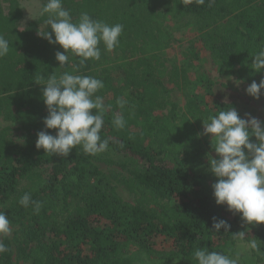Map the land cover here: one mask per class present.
<instances>
[{
  "label": "trees",
  "instance_id": "trees-1",
  "mask_svg": "<svg viewBox=\"0 0 264 264\" xmlns=\"http://www.w3.org/2000/svg\"><path fill=\"white\" fill-rule=\"evenodd\" d=\"M35 1L41 9L47 2ZM243 1L62 0L74 22L87 13L123 25L114 49L120 54L113 67L120 72L119 82L107 80L108 67L91 59L80 64L70 52L60 68L55 54L63 49L41 36L51 32L44 29L48 15L40 14L21 29L18 0L7 1L6 9L0 1V35L10 42L9 53L0 58V115L7 117L4 108H13L7 114L26 141L14 153L10 128L0 125V211L15 229L1 239L10 251L0 254V264H197L198 248L238 256V264H264V224L244 223L213 196L217 178L209 160L217 157L204 122L236 106L203 100L191 90L183 68L168 69L160 58L173 41L166 24L190 21L197 31L193 44L237 80L259 83L264 71L257 73L251 65L264 48V0H249L239 13L230 12L231 5ZM220 22H235L238 28L221 31ZM129 52L137 57H126ZM65 71L103 81L96 94L108 99L100 135L109 147L102 153L89 155L78 146L62 157L36 148L38 132L56 134L43 123L48 115L43 85L48 76ZM168 86L187 100L179 117ZM203 89L212 96L209 83ZM120 98L127 101L123 109ZM117 114L126 121L122 129L113 124ZM95 162L116 169L101 171ZM120 185L135 197V205L118 196ZM25 193L40 202L38 213L31 204H19ZM213 218L227 221L230 228L216 232ZM253 240L257 249L250 247Z\"/></svg>",
  "mask_w": 264,
  "mask_h": 264
},
{
  "label": "clouds",
  "instance_id": "clouds-1",
  "mask_svg": "<svg viewBox=\"0 0 264 264\" xmlns=\"http://www.w3.org/2000/svg\"><path fill=\"white\" fill-rule=\"evenodd\" d=\"M205 0H197L204 4ZM41 15H48L46 24L51 32L41 36L50 44L59 45L63 51H57L55 59L60 68L69 62L70 52L80 58V64L88 60H99L103 43L106 50L112 51L119 45L123 25H109L103 21L91 18L87 13H81L77 21H73L69 10L62 5V0H47L41 9ZM54 35V39H53ZM10 51V42L0 35V58ZM252 69L259 73L264 71V48L253 56ZM42 98L47 107L48 115L43 123L46 129L56 130V134L47 131L37 133L36 148L45 153L67 157L77 148L84 153L96 155L109 147L107 139H101L106 111L103 98L96 95L103 87V81L93 76L74 75L63 72L48 76L43 85ZM264 93V79L259 83L253 81L246 94L259 99ZM126 100H117L123 109ZM242 118L234 107L219 111L218 115L209 117L204 122V134L212 138V148L217 158L209 160L211 173L217 178L212 185L213 196L218 206L226 205L229 212L240 214L248 225L264 224V121L246 114ZM116 128L125 127L126 121L122 114H117L113 120ZM252 137L256 142H252ZM19 204L34 207L39 212L41 204L34 201L29 193H25ZM11 222L0 211V236L11 233ZM212 228L216 232L227 231L230 225L225 220L213 218ZM243 236V232L240 233ZM250 247L257 249L255 240ZM10 249L0 241V254ZM197 264H238L239 257L226 255L222 252L209 251L208 248H198L194 252Z\"/></svg>",
  "mask_w": 264,
  "mask_h": 264
},
{
  "label": "rangeland",
  "instance_id": "rangeland-1",
  "mask_svg": "<svg viewBox=\"0 0 264 264\" xmlns=\"http://www.w3.org/2000/svg\"><path fill=\"white\" fill-rule=\"evenodd\" d=\"M0 1L2 7L6 9L7 1L9 0ZM18 2L23 12V18L18 23V27L23 29L30 21H34L40 16L41 2L35 0H18ZM248 2L249 0H244L241 3L231 5L230 12L233 14L239 13L248 7ZM166 26L173 36V41L168 50L160 53L162 65L168 69L173 66L183 68L187 72L190 81L193 83V88L191 90H193L196 95H201L203 100H212L213 98V100L219 102L234 104L242 118H247L246 114H250L260 120L264 118V93L261 94L259 99H254L247 95L246 88L252 82L244 83L237 80L228 68L214 61L208 52L200 50L199 46L193 44L192 40L197 34L196 27L193 23L190 21H183L180 23L170 21ZM218 27L221 31H234L238 28V25H236L235 22L229 24L220 22L218 23ZM44 29L50 30V26L45 25ZM99 47L101 49V57L99 60H93V63L102 65L104 68L108 67L107 80L114 78L119 82L121 80L120 72L113 69V67L119 64L115 59L120 54L114 50H106L103 43H101ZM130 56H132V59L137 57L133 52H129L126 55L128 58ZM106 61L110 62L104 64ZM208 83L210 84V90L208 91L212 94L211 97L209 93L207 94L206 90L203 89ZM172 88V86H168V89L171 91V102L176 105V113L179 117L186 111L187 100L179 91L173 90ZM102 98L105 104L108 99L106 97ZM5 111L13 114V108H4V112ZM7 113V117L3 113L0 115V125L10 128L9 140L13 152L17 153L18 149L25 145L24 132L20 125L14 120V117H11L10 114ZM132 122L135 123L133 119ZM133 123L132 125H134ZM95 164L101 171L116 169L114 166L106 165L101 162H95ZM117 194L125 202L133 205L136 204L135 197L121 185L117 187ZM14 231L15 229L11 228V233L7 236H12ZM2 238L3 236H0V241Z\"/></svg>",
  "mask_w": 264,
  "mask_h": 264
}]
</instances>
